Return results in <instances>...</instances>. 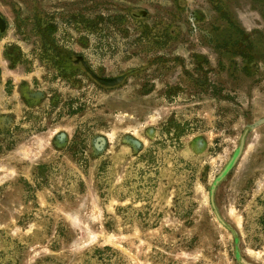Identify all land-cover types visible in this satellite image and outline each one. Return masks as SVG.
<instances>
[{
  "label": "rangeland",
  "instance_id": "1",
  "mask_svg": "<svg viewBox=\"0 0 264 264\" xmlns=\"http://www.w3.org/2000/svg\"><path fill=\"white\" fill-rule=\"evenodd\" d=\"M95 1L0 0V264H264V77L207 79L150 21L134 28L130 11L158 17L164 0H107L89 16ZM202 12L193 32L171 28L212 34L196 49L212 62L221 40L260 65L256 3ZM56 49L121 81L90 83ZM244 135L214 192L231 231L210 189Z\"/></svg>",
  "mask_w": 264,
  "mask_h": 264
},
{
  "label": "flooded vegetation",
  "instance_id": "2",
  "mask_svg": "<svg viewBox=\"0 0 264 264\" xmlns=\"http://www.w3.org/2000/svg\"><path fill=\"white\" fill-rule=\"evenodd\" d=\"M164 1L167 2V4L165 5L166 7H164V9L161 12L159 9H157L160 12L161 17L160 16L154 17L151 11L147 12L146 10L140 8H134V14L132 11L129 10L130 11L129 14L130 13L132 14V18H133L132 21H134V28L137 29L139 27L146 26V24H148V21H150V24L153 27H157L159 29V33L153 36L154 38H156V40L164 42L163 49H165L168 52L174 47H178V46L183 47V52L185 51L186 57L194 61L196 70L200 69L202 76H205V78L207 79H209L210 77L218 79L220 76L222 77L226 76V78L230 81L231 86L233 87V85L238 84V81H235L233 79L234 75L237 76L239 75L241 78L249 79L250 75L244 70L248 66L251 68V73L261 74L260 76L264 77V56H262L263 54L257 56L260 57L259 60L260 65H258V62H256L254 58L249 57V54L253 55L254 57V53L251 52L250 50L246 52L244 50L245 46L241 47L240 49L230 50L231 47H229L228 44H224L222 47H220L218 45V41L221 40H216L214 45L211 43H209L210 45H207V47L213 49L212 52L214 54V59L212 62L211 61L212 58H210L208 55H204V54L201 55L200 52L196 50L197 48L203 47V44L206 45L205 43L209 42V40L212 38L213 36L212 34H208L204 30L199 31V33L195 32V33L183 34L176 32L177 27L171 28L172 23H169V20L172 17H174L173 19L178 21V23L187 26L189 30L192 31L191 26H193V24L205 22L206 17L202 12L203 4L209 5L211 9L217 14L218 9L223 5V0H164ZM99 2L100 1L96 0L95 1L96 5H92V2L87 3L86 14L90 16L92 11H95L92 10L94 6H98V5L105 6L107 0L102 5H100L101 3ZM137 2L152 4L154 0H137ZM252 3L253 4L256 3V5L260 7L262 11L261 14L264 24V0H252ZM170 5H172V9ZM220 10L222 11L221 13L224 12L223 9ZM172 11H173V15L171 13ZM45 17L49 19L47 15H45ZM95 18L97 20L101 19V17L100 18L95 17ZM41 23L42 25H44L45 23L47 24L45 20H41ZM261 32H262V37L260 34V41L262 40V44L264 45V29H262ZM245 33L243 34V38L245 39L249 38L247 35H245ZM44 34H45L44 36L47 38L48 30H46ZM241 42L243 44L245 43L244 41H237L236 43H234L232 47H236ZM262 50L264 53V48ZM56 51L59 56V61L68 62V64L73 68L77 70H82L85 79L90 83L96 84L98 86L100 85L102 86L103 83H101V80L116 78V77L102 75L103 72L101 68L94 69L92 64L94 62L91 60L90 58L91 54L89 53H87V55H81L79 53L74 55V53L66 50L62 51V49H56ZM177 62L179 61L176 60V63ZM221 64L225 66L223 70L219 69V65ZM131 72H133V70ZM135 72H137L136 69H134V73ZM144 73L145 71H143V74Z\"/></svg>",
  "mask_w": 264,
  "mask_h": 264
},
{
  "label": "water",
  "instance_id": "3",
  "mask_svg": "<svg viewBox=\"0 0 264 264\" xmlns=\"http://www.w3.org/2000/svg\"><path fill=\"white\" fill-rule=\"evenodd\" d=\"M121 81V78L116 77V78H112V79H104L101 80V83L108 85V86H112V85H117L119 82ZM244 142H245V135L241 138L240 141V145L236 151V153L234 154V156L231 158L230 162L228 163V165L225 167V169L223 170V172L218 176V178H216V180L214 181V183L211 186L210 189V200H211V205L212 208L216 214V217L218 219V221L227 229L232 231L231 226L226 223V221H224L222 219V217L220 216V213L218 212L216 205L214 203V192H215V188L216 186L221 182V180L224 178V176L228 173V171L231 169V167H233V165L236 163V161L238 160V158L240 157L241 153H242V149L244 146Z\"/></svg>",
  "mask_w": 264,
  "mask_h": 264
}]
</instances>
